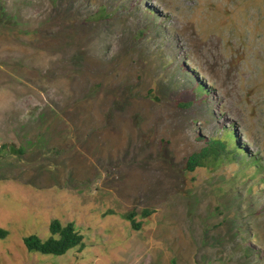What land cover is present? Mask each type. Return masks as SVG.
<instances>
[{"label": "rangeland", "instance_id": "rangeland-1", "mask_svg": "<svg viewBox=\"0 0 264 264\" xmlns=\"http://www.w3.org/2000/svg\"><path fill=\"white\" fill-rule=\"evenodd\" d=\"M0 264H264V0H0Z\"/></svg>", "mask_w": 264, "mask_h": 264}, {"label": "trees", "instance_id": "trees-1", "mask_svg": "<svg viewBox=\"0 0 264 264\" xmlns=\"http://www.w3.org/2000/svg\"><path fill=\"white\" fill-rule=\"evenodd\" d=\"M107 16L105 9L101 8L97 12V16L103 18ZM183 80L189 86H186L187 90L194 86L197 92L202 94H208V89L204 83L199 81L198 77L193 74L192 71L185 69L183 72ZM193 102L184 104V108H190ZM231 148V149H230ZM16 152L23 154L22 149H16ZM246 150L238 143L235 131H229L225 129V135L223 138L211 137L209 140H205L203 147L193 153L186 164V171L194 172L198 168H210L216 169L220 167L225 161L233 163L244 162V158L247 157ZM251 162L258 163V159H249ZM154 211L146 210L143 215L147 218L153 214ZM135 213L128 215V219L132 222V226L136 230H140L142 223H136L134 221ZM51 237L42 241L37 236H30L25 239V247L29 251L38 252L43 255L63 256L69 251L75 248H84V237L76 230L73 223L63 225L60 221L55 220L50 225Z\"/></svg>", "mask_w": 264, "mask_h": 264}]
</instances>
